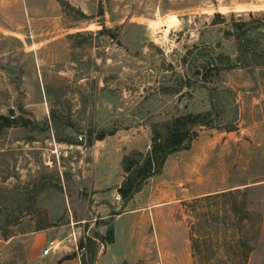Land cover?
Returning <instances> with one entry per match:
<instances>
[{
	"label": "rangeland",
	"instance_id": "374dc122",
	"mask_svg": "<svg viewBox=\"0 0 264 264\" xmlns=\"http://www.w3.org/2000/svg\"><path fill=\"white\" fill-rule=\"evenodd\" d=\"M250 14L264 18V0H0V112L38 123L0 133V264H57L100 235L93 184L100 173L119 182L122 158L93 178L102 144L89 145L91 131L140 132L146 155L153 128L166 135L202 113L214 123L196 128V147L218 145L186 153L198 172L188 185L229 192L181 208L187 251L193 264H264L261 87L243 69H213L238 54L229 33ZM50 241L58 257L44 255Z\"/></svg>",
	"mask_w": 264,
	"mask_h": 264
},
{
	"label": "crops",
	"instance_id": "0c3cea01",
	"mask_svg": "<svg viewBox=\"0 0 264 264\" xmlns=\"http://www.w3.org/2000/svg\"><path fill=\"white\" fill-rule=\"evenodd\" d=\"M237 57L238 54L231 57L233 62ZM248 73L251 77L258 78L261 91L257 92L253 100L255 104L262 105L264 102V68L257 69L254 73ZM244 102L246 103V101ZM244 102L243 105H245ZM115 130L117 131L115 136L108 137L104 141L94 142L95 148L102 144L100 157L94 164L93 178L95 179L96 171L105 159L108 163L113 159L120 160L122 158L120 163L123 161L125 156L122 157V155L124 153L122 155L119 153L123 147L135 146L137 151L143 153L138 146L143 137L142 133L122 131L120 128H114L111 131ZM126 134L129 135V139H126ZM97 142L99 144L95 145ZM217 145L216 138L212 142L203 140L197 144V147L195 140L192 148L195 147V150L197 148L199 152L203 150V152L209 153L208 149H215ZM190 151H183L171 156L162 175L150 179L143 190L127 205H124L118 194V188L121 186L125 175L122 163L119 167V171L121 170L120 180L114 185L105 181L102 173L98 174V181L93 184L95 195L93 200L97 206H93L92 209L97 214L101 213L102 222H112L115 229V243L103 245L98 252L96 264H110V262L107 263L106 257L110 258L112 254L127 255L118 264H193L191 253L187 251L190 242L189 229L178 218L181 208L189 201L228 193L229 189L220 192L217 190L202 192L199 186L196 188L188 185L193 180L192 178H195L192 175L198 173L188 170L189 163L186 159V153H190ZM202 157L201 155L200 158ZM109 171H111L110 168ZM114 214L119 215L113 216ZM108 228L109 226L104 225L100 229V235H106ZM57 252L46 257L57 256ZM79 256L80 254H77V258L62 264H82V259ZM113 262L112 264H117L115 261Z\"/></svg>",
	"mask_w": 264,
	"mask_h": 264
},
{
	"label": "trees",
	"instance_id": "16d2710c",
	"mask_svg": "<svg viewBox=\"0 0 264 264\" xmlns=\"http://www.w3.org/2000/svg\"><path fill=\"white\" fill-rule=\"evenodd\" d=\"M103 13V12H102ZM249 22H235L234 34L229 33V37H234L237 43L238 57L235 62L231 57H225L226 63L218 65V60L214 62V68L217 71L223 69H244L254 73L257 69L264 68V18H257L250 14ZM228 35V34H227ZM224 56H219L222 58ZM213 116L206 114H189L174 119L168 125V132L163 135L155 127L152 129L153 139L150 151L145 155L139 151L133 152L124 157L122 168L125 173L124 180L118 188L124 205H127L143 188L150 179L163 173L168 159L180 152L190 151L193 142L197 139V127H213ZM38 123L26 120L22 117L16 118L14 115L6 117L0 112V133L7 129L16 127L34 128ZM117 131L89 133V145L93 146L95 141H104L108 137L115 136ZM119 214H114L116 216ZM109 226L105 236L95 235L93 238L86 239L87 242H81L80 251L85 250L86 255L82 257V264H94L99 252L97 241L104 245L115 243V229L111 223L104 222ZM77 258V254H72L61 259L58 264Z\"/></svg>",
	"mask_w": 264,
	"mask_h": 264
},
{
	"label": "built area",
	"instance_id": "2783aa9c",
	"mask_svg": "<svg viewBox=\"0 0 264 264\" xmlns=\"http://www.w3.org/2000/svg\"><path fill=\"white\" fill-rule=\"evenodd\" d=\"M79 140L81 141V142H83L84 141V136H80L79 137ZM74 237H75V239H77L76 238V234L74 233ZM86 240V239H85ZM99 242V241H98ZM59 248H60V244H58L57 242H50L49 243V245H48V247H47V249L44 251V255L45 256H49L51 253H55V252H57V251H59ZM81 252H86L85 250H82ZM83 255L84 254H82V255H80L79 257H80V259H82L81 257H83Z\"/></svg>",
	"mask_w": 264,
	"mask_h": 264
},
{
	"label": "bare ground",
	"instance_id": "6f19581e",
	"mask_svg": "<svg viewBox=\"0 0 264 264\" xmlns=\"http://www.w3.org/2000/svg\"><path fill=\"white\" fill-rule=\"evenodd\" d=\"M175 19H176V18H175ZM175 19H173V20H169V21H168L169 26L176 24V20H175ZM155 30H156V29H155ZM169 33H170V29L167 30V35H168Z\"/></svg>",
	"mask_w": 264,
	"mask_h": 264
}]
</instances>
